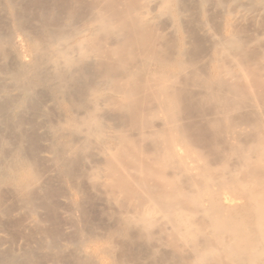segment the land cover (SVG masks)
Instances as JSON below:
<instances>
[{"label":"bare ground","instance_id":"bare-ground-1","mask_svg":"<svg viewBox=\"0 0 264 264\" xmlns=\"http://www.w3.org/2000/svg\"><path fill=\"white\" fill-rule=\"evenodd\" d=\"M248 14L264 0H0V264H264Z\"/></svg>","mask_w":264,"mask_h":264},{"label":"rangeland","instance_id":"rangeland-1","mask_svg":"<svg viewBox=\"0 0 264 264\" xmlns=\"http://www.w3.org/2000/svg\"><path fill=\"white\" fill-rule=\"evenodd\" d=\"M249 15V18H248V16L247 17H245L243 20H239L238 21V23H236V24H238V25H236V27H238V26H240V28L241 27H243V28H241V29H247L246 30V32H249L248 30H249V28H250V32L248 33V34H252V35H255V37H258L257 39H256V42H251L250 44H251V46H250V44H249V48L248 49H250V52H258L259 50H263L264 51V26H262L263 24L262 23H264V21H262V19H260V18H255V20L253 19L254 17L252 16V15H250V14H248ZM251 17V18H250ZM253 17V18H252ZM249 19V20H248ZM251 19V20H250ZM259 20H261V21H259ZM243 22V24H242V22ZM249 21V22H248ZM253 21H255V22H253ZM257 21H258V23H257ZM251 22H252V24H251ZM241 24V25H240ZM259 24V25H258ZM262 24V25H261ZM258 25V26H257ZM245 26V27H244ZM256 33V34H253L254 32L252 31V30ZM256 30H257V32H256ZM245 31V30H244ZM259 32V33H258ZM263 32V33H262ZM261 33L263 34V35H261ZM257 34L259 35V36H257ZM259 39V40H258ZM262 42V43H261ZM254 43H256V44H254ZM254 45V46H253ZM256 45V46H255ZM254 47V48H253ZM251 48H252V50H251ZM261 48V49H260ZM210 65H212V64H210ZM216 65V64H215ZM212 66H214V65H212ZM248 66V65H247ZM215 67V66H214ZM250 67H252V68H250ZM254 66H249V68L248 67H246L247 69H249V70H247L246 68V72L244 73V75L242 76V78L244 77L245 78V80H243L242 78H241V80H240V78H239V80L237 81L238 83L237 84H239L240 85V87L242 88V89H245L246 91H251L250 92V94L251 93H253V95H255V96H257L258 95V97L260 98V99H262V98H264V73H263V71H264V69L262 68V72L261 71H259V69H257V72L256 71H254V69L256 70V68H253ZM255 67H257V66H255ZM263 67V66H262ZM257 68H260L261 69V67H257ZM248 71V72H247ZM259 71V72H258ZM261 72V73H260ZM245 74H247L246 76H245ZM260 74V75H259ZM262 74V75H261ZM232 83H234V81H232ZM236 83V82H235ZM245 86H244V85ZM249 86L250 87V89H249V87L247 88L246 86ZM244 91V90H243ZM260 94H261V96H260ZM145 163V162H144ZM148 166L150 165V167L149 168H154L153 166H152V164H147ZM157 169V168H156ZM252 170V169H251ZM250 170V171H251ZM151 178H149V181H150V183H148L149 185H152V183H153V185H156V184H159L160 182L158 181V180H156L155 181V178L154 177H152V176H150ZM151 179H153V181L151 182ZM159 183H158V182ZM126 185V182H124L123 181V183H121V185ZM118 185H120V182L118 183Z\"/></svg>","mask_w":264,"mask_h":264}]
</instances>
